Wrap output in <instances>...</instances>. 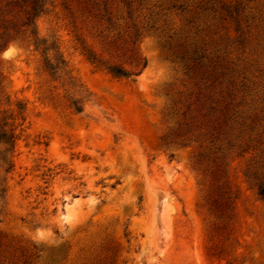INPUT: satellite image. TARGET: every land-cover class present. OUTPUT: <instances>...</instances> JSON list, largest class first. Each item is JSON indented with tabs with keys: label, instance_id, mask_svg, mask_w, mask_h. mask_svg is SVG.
I'll use <instances>...</instances> for the list:
<instances>
[{
	"label": "rangeland",
	"instance_id": "rangeland-1",
	"mask_svg": "<svg viewBox=\"0 0 264 264\" xmlns=\"http://www.w3.org/2000/svg\"><path fill=\"white\" fill-rule=\"evenodd\" d=\"M47 1L56 76L0 0L1 264H264V0Z\"/></svg>",
	"mask_w": 264,
	"mask_h": 264
},
{
	"label": "trees",
	"instance_id": "trees-1",
	"mask_svg": "<svg viewBox=\"0 0 264 264\" xmlns=\"http://www.w3.org/2000/svg\"><path fill=\"white\" fill-rule=\"evenodd\" d=\"M47 3V0H29V8L26 11L24 24L30 27L29 34L34 49L43 56L44 70L52 76H56L58 73L66 70V60L59 52V48L54 41L49 43L47 39L38 36L35 25L36 18L48 11ZM86 57L91 63L96 64L97 66H104L106 71L116 78L130 79L133 75H138L146 65L145 58H142V60L135 65L137 69L131 71L118 64H106L95 54L90 52L86 54ZM1 85L2 80H0V87ZM69 106L75 113H81L83 111V105L79 99H70ZM17 108L18 114L21 115L24 111V106L19 103ZM19 125L20 124L17 126ZM6 126L7 123L4 122L0 127V197H3V194L5 193V188L3 186L5 175L13 170L12 153L14 151L15 141L18 137L15 133L17 126H13L12 124V127L9 129H6ZM259 194L264 195L263 188H259Z\"/></svg>",
	"mask_w": 264,
	"mask_h": 264
}]
</instances>
